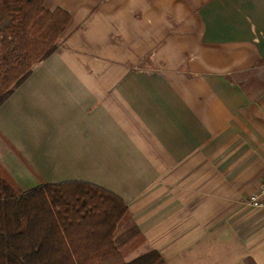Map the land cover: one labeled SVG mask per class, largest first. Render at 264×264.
Returning <instances> with one entry per match:
<instances>
[{"label":"crops","instance_id":"1","mask_svg":"<svg viewBox=\"0 0 264 264\" xmlns=\"http://www.w3.org/2000/svg\"><path fill=\"white\" fill-rule=\"evenodd\" d=\"M71 22L0 106L23 191L85 183L129 208L127 262L264 264V0H46Z\"/></svg>","mask_w":264,"mask_h":264},{"label":"trees","instance_id":"2","mask_svg":"<svg viewBox=\"0 0 264 264\" xmlns=\"http://www.w3.org/2000/svg\"><path fill=\"white\" fill-rule=\"evenodd\" d=\"M46 0H0V106L60 46L71 22ZM129 208L85 183L23 191L0 166V264H166L153 250L131 262L115 246Z\"/></svg>","mask_w":264,"mask_h":264},{"label":"built area","instance_id":"3","mask_svg":"<svg viewBox=\"0 0 264 264\" xmlns=\"http://www.w3.org/2000/svg\"><path fill=\"white\" fill-rule=\"evenodd\" d=\"M249 204L253 207L264 209V178L259 191L250 196Z\"/></svg>","mask_w":264,"mask_h":264},{"label":"rangeland","instance_id":"4","mask_svg":"<svg viewBox=\"0 0 264 264\" xmlns=\"http://www.w3.org/2000/svg\"><path fill=\"white\" fill-rule=\"evenodd\" d=\"M62 38V37H61ZM60 43H61V39H60ZM127 219V218H126ZM125 220V219H124ZM122 254V253H121ZM122 256H123V254H122ZM124 257V256H123ZM125 259V258H124ZM126 261V260H125Z\"/></svg>","mask_w":264,"mask_h":264}]
</instances>
